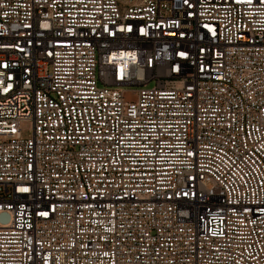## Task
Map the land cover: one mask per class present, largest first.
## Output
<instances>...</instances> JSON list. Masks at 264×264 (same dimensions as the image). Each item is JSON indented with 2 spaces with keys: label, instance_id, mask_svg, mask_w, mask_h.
<instances>
[{
  "label": "built area",
  "instance_id": "2783aa9c",
  "mask_svg": "<svg viewBox=\"0 0 264 264\" xmlns=\"http://www.w3.org/2000/svg\"><path fill=\"white\" fill-rule=\"evenodd\" d=\"M0 264H264V0H0Z\"/></svg>",
  "mask_w": 264,
  "mask_h": 264
},
{
  "label": "rangeland",
  "instance_id": "374dc122",
  "mask_svg": "<svg viewBox=\"0 0 264 264\" xmlns=\"http://www.w3.org/2000/svg\"><path fill=\"white\" fill-rule=\"evenodd\" d=\"M152 84H153V81L149 83V85H152ZM129 93H130V92H128V94H129ZM30 132H31V129H30V127H29V124H28L27 122H23V123H22V133H23L24 135H28V134H30Z\"/></svg>",
  "mask_w": 264,
  "mask_h": 264
}]
</instances>
